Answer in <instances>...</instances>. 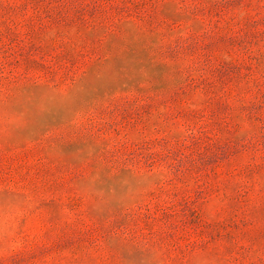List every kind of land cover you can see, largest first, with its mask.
Listing matches in <instances>:
<instances>
[{
    "label": "rangeland",
    "instance_id": "1",
    "mask_svg": "<svg viewBox=\"0 0 264 264\" xmlns=\"http://www.w3.org/2000/svg\"><path fill=\"white\" fill-rule=\"evenodd\" d=\"M0 264H264V0H0Z\"/></svg>",
    "mask_w": 264,
    "mask_h": 264
}]
</instances>
